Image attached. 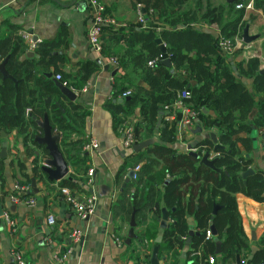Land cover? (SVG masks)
<instances>
[{
	"label": "trees",
	"instance_id": "16d2710c",
	"mask_svg": "<svg viewBox=\"0 0 264 264\" xmlns=\"http://www.w3.org/2000/svg\"><path fill=\"white\" fill-rule=\"evenodd\" d=\"M149 1H144L145 6ZM158 1L159 7L153 16L157 17L162 29L159 32L145 29L130 31L122 55L112 56L117 59L118 66L129 64L137 70L142 82L134 83L126 78L114 79L113 98L131 89L130 96L121 103L109 102L114 127L119 130L126 118L131 117L136 120L135 132L139 140L153 136L158 140L129 158L128 162H135V165L142 160L146 162L122 190L120 199L113 208H119L120 200L127 201L130 220L133 207L143 210L148 206V224L150 222L155 225L157 220L153 217L154 213H159L162 207L168 210V220L171 221L167 228L161 229L159 253L166 250L172 257L179 259L183 252L185 260L190 264H207L209 255L215 261L219 259L222 262H235L238 255L241 260L246 259L248 264H260L264 262V233L259 239L258 248L248 258L251 250L243 229L236 194L241 193L256 202L264 203V183L261 182L264 171L256 169L252 175L245 178L241 176V172L250 166L251 160L241 154L238 145L249 150L251 142L248 137L237 135L248 132L251 125L264 128V72H260L257 58L237 63L234 72L230 62L218 48V38L203 30L204 25L215 23L219 26L222 37L240 36L245 25L244 9H236L235 5H245L248 0H225L219 4H212L210 0ZM137 5V2H133L137 15L148 22V9L142 13ZM253 6L264 15V0H253ZM158 37L166 47L164 54L155 42ZM15 39L13 43L10 42V37L0 39V61L7 58L5 68L8 73L16 79H22L15 85L11 79L3 78L0 72V135L1 130H15L22 137V144L28 155L35 156L36 149L45 154L43 146L34 140V135L41 130L32 116L43 118L46 112L53 133L59 135L58 146L67 162L80 161L87 171L88 156L83 150L86 141L83 106L66 98L64 100L52 77L37 75L38 65L42 69H48L51 63L56 64L60 59L58 55H48L59 47L62 40L58 37L51 41L37 42L34 51L39 58L33 64L18 61V53L28 46L20 36ZM101 55H104L103 50ZM160 56H169L174 72L171 67L161 63ZM216 59V65L211 69L209 65ZM150 61H153L152 65L149 64ZM97 69L96 63H86L75 82H71L69 75L57 66L52 73H59L62 84L78 91ZM241 78L252 79L253 92ZM184 89L190 91V97L186 100L199 110V122L205 130L214 128L216 122L222 126L218 142L223 148L216 150L217 170L199 161L204 152L214 147L210 138L197 140L196 155H193L174 147L176 129L173 124H169L161 116V122L157 125L163 106L170 104L176 93ZM255 93L260 94L259 99L255 98ZM49 96L58 101L61 107L54 102L46 103ZM208 108H212L218 116L206 112ZM37 158H34L31 172L42 180L45 174L39 169ZM17 164L21 169L24 168L22 162ZM3 169L0 159V180ZM26 179L28 183V178ZM58 183L70 190L75 186L67 178L60 179ZM158 187L160 190L157 198ZM130 189L133 191L130 192ZM215 204L219 207L213 212ZM190 218L193 219L192 228L196 233L191 235L189 244H186V239L183 240L182 237L189 236ZM145 220L146 218L142 220L141 225L145 224ZM210 225H213L216 233L212 238L205 239V230ZM139 236L142 241L154 238V235L149 232L146 234L143 230L138 233ZM214 237L221 242L218 254L215 252ZM199 248L202 251L200 258L192 255Z\"/></svg>",
	"mask_w": 264,
	"mask_h": 264
},
{
	"label": "crops",
	"instance_id": "0c3cea01",
	"mask_svg": "<svg viewBox=\"0 0 264 264\" xmlns=\"http://www.w3.org/2000/svg\"><path fill=\"white\" fill-rule=\"evenodd\" d=\"M99 1L104 8L103 14L111 20L101 28L100 43L104 55H101V52L96 53L87 39L86 34L92 12L88 0H0V39L10 37V42L13 43L15 38L20 36V31L25 30L36 37L38 42L51 41L58 37L62 40L59 47L48 55V57L58 55L60 59L56 61V64L51 63L48 69H42V66L38 65V76L52 72L57 66L63 73L69 75L68 79L71 82H75L79 71L84 68L86 63L98 65V69L91 73L87 83L82 86V88L86 86V90L76 96L75 102L80 103L85 110L84 136H92L99 145L98 150L86 153L88 167L95 170L91 184L86 183V167L80 161L74 160L68 163L69 172L65 178L69 176L75 185L71 190L72 193L80 200H84L90 195L96 197L94 213L86 220H79L73 215L71 207L63 201L62 197L58 196V187H60L58 181L50 182L46 179V175L42 180L38 176H33L31 171L34 158L37 156L26 153L22 137L15 130L10 132L1 130L4 132L5 138L0 139V146L2 141L7 142V156L2 159L4 169L0 180V208L14 221V225L9 226L0 216V264H15L12 256L13 250L20 252L29 264H132L141 259L148 261L155 245L154 240L158 235H161L158 221L161 217V209L159 213L156 212L153 215L157 220V225H155L150 222L148 224V213L150 212L148 206L143 210L135 208L136 227L134 233L136 237L131 239L130 244L125 243L129 229L128 211L130 207L127 201L123 200H120L119 208H113V205L120 199L122 190L133 178L132 176L122 187L127 172L134 171L137 165L140 167L146 160H142L136 165L135 162H128L131 155L137 152L122 147L120 129L117 130L114 127L109 107V102L121 103L117 101L120 99L119 95L117 98L112 97L114 79L126 78L134 83H142L137 70L129 64L115 65L110 59L113 58L112 56L122 55L130 31L145 29L159 32L162 29L157 17L153 16L154 11L159 7V1L150 0L146 6L145 0H139V2L137 0ZM210 1L212 4H219L225 0ZM133 2L138 3L142 13L148 9V22L137 15ZM243 21L245 25L248 24L249 34H259V37L250 43L240 40L242 39L241 33L240 36L234 38L227 37L234 41V50L231 54L219 50L230 62V65L235 67V70L237 63L247 62L250 58L259 60L260 70L264 68V15L260 9L256 8L244 10ZM203 30L212 33L218 39L222 37L219 26L215 23L204 25ZM27 51H29L28 48L18 53V61L35 64L39 55L34 50V56L20 60V57ZM217 60L209 65L211 69L214 68ZM171 70L174 72L172 62ZM53 78L55 79V74L52 73ZM241 81L253 92L251 78H241ZM254 96L256 99L260 98V94L255 93ZM61 97L65 100L64 96L61 95ZM47 98H50V102L56 103L53 97ZM125 99L127 97L123 98V100ZM205 111L212 116H218L212 108ZM164 115L163 112V118ZM135 123L136 120L133 123L134 130ZM216 123L219 125L215 124L214 128L205 130L201 126V122H198L187 139L191 143L204 138L208 132L215 131L218 140L219 130L222 126L219 122ZM197 126L201 127L202 132L194 134L193 130ZM237 136L250 139L249 150H246L241 144L238 145L241 154L251 160L248 168L255 167L264 171L262 128L251 125L248 132H240ZM152 138L158 142L155 136ZM173 144L179 151H185L184 145L177 139ZM18 162L24 164L23 169L18 166ZM26 178H28V183H26ZM32 178L36 182L35 187L31 186ZM16 182L29 186L25 196L35 199L33 206L11 203L14 207L10 208L6 205ZM159 190L158 187L156 189L157 198ZM132 191L133 189H130V192ZM236 200L243 229L248 238L251 256L258 248L259 239L264 233V203L256 202L241 193L236 194ZM49 214L56 216V222L53 225L47 223ZM145 218V224L141 225ZM189 224L193 227V219H189ZM76 227L82 229L84 237L78 245L74 246L70 241V231ZM209 229L212 231L213 225H210ZM141 230L146 234L149 232L154 235L153 240L142 241L140 236L138 237ZM116 237L122 239L121 244L117 242ZM148 245L150 249H148ZM65 253L66 259L59 262L58 257ZM182 253L179 259H176L163 250L158 252V257L164 258L162 264H190L185 260L184 254L182 256ZM215 264L248 263L246 259L241 260L239 257V263L236 260L235 262H222L217 259Z\"/></svg>",
	"mask_w": 264,
	"mask_h": 264
},
{
	"label": "built area",
	"instance_id": "2783aa9c",
	"mask_svg": "<svg viewBox=\"0 0 264 264\" xmlns=\"http://www.w3.org/2000/svg\"><path fill=\"white\" fill-rule=\"evenodd\" d=\"M89 4L92 8L91 12V21L89 24V27L87 29V39L92 47V49L96 52L99 53L102 50V46L100 43V33H101V28L105 23L111 22L109 18H107L103 14V6L100 4L99 0H88ZM138 7V6H137ZM236 9H241L243 8L244 10H251L254 8L253 6V0H248L247 3L244 5L242 3H237L235 5ZM139 9V7H138ZM20 37L27 43V48L29 51H33L36 43L38 41H34L33 36L31 33L22 30L19 33ZM242 40V39H240ZM235 38V42H236ZM229 38L225 37H220L218 39V48L223 52L227 54H231L232 51L234 50L235 44L233 43ZM162 56V55H161ZM160 60L164 58H169L167 57H161ZM157 60V59H156ZM110 61L117 65L118 61L115 57L111 58ZM153 61H150L149 64L152 65ZM61 75L55 74V79L60 80ZM72 92L78 96L81 92H84L86 90V86L81 88L80 91L72 89ZM131 94V89H127L119 94V97L121 99L125 97H129ZM190 97V91L187 89L180 90L176 93V96L174 100L170 104H166L163 106V112L165 113L164 115V120L168 122L169 124H173L175 129H176V139L179 141V143H182L184 145L185 151L188 152V145L190 144V141L188 136L190 135V132L192 133V129L194 126L199 122V115L200 112L199 110L195 109L190 103L187 102L186 99ZM135 122V119L133 121V118H128L123 125L120 128V134H121V145L124 149L130 150L132 149V144L139 141L137 134L134 130L133 123ZM262 137H263V142L262 146L264 148V128H262ZM85 138V144L83 146V150L86 153H92L96 150H98L99 145L98 142L95 138L92 136H84ZM193 152H196V147L192 149ZM210 154L209 158H215L218 156V152L215 151L214 149H211L208 151ZM139 168V165H137L134 168V174L133 178H135V171H137ZM95 175V170L94 168L90 167L86 171V183L91 184L93 181ZM28 185L22 184L20 182H16L14 184V188L9 194L8 200L13 203V204H18V205H27L29 207L33 206L35 204V199L33 197H26L25 194L28 190ZM58 196L62 197L63 201H65L72 210L73 215L79 219V220H86L89 218L95 210V204H96V197L94 195L88 196L84 200L78 199L72 191L66 187V186H60L58 187ZM2 217L4 221L9 225L13 226L14 221L9 217L7 213H3ZM171 220H167L169 223ZM56 222V216L53 214H49L47 216V223L49 225H53ZM214 235L212 231L208 228L205 230V239H210ZM84 237V233L82 229L76 227L70 231V239L72 245L76 246L78 245L81 240ZM187 237L184 236L182 237L183 240H185ZM116 240L118 243H122V239L117 238ZM70 251V250H69ZM193 256H197L200 258L202 256V251L201 249H197L196 251L193 252ZM12 256L14 259L15 264H29L21 255L20 252L13 250L12 251ZM66 253L62 254L60 257H58L59 262H63V260L66 259ZM207 264H213L215 262V258L212 255H209L206 259ZM63 264V263H61ZM132 264H149L147 260L141 259L138 261H134ZM202 264V263H199Z\"/></svg>",
	"mask_w": 264,
	"mask_h": 264
},
{
	"label": "water",
	"instance_id": "95a60500",
	"mask_svg": "<svg viewBox=\"0 0 264 264\" xmlns=\"http://www.w3.org/2000/svg\"><path fill=\"white\" fill-rule=\"evenodd\" d=\"M230 1V0H228ZM241 37H242V41L244 43H250L251 41L255 40L256 38L259 37V34H249L248 31V24H246L241 32ZM34 41H37L36 37H33ZM155 42L157 43L158 48L160 49L161 53H165L166 52V47L164 45V43L162 42L161 38L158 37L155 39ZM34 56V52L33 51H27L24 55H22L20 57V60L26 58V57H32ZM7 58H5L4 60H2L0 62V72L2 74L3 78H8L11 79L15 85L17 83H19L20 81H22V79H16L14 78L10 73H8V71L5 68V63H6ZM161 63L165 64L168 67H171V59L170 58H164L161 60ZM233 70L235 71V67L232 66ZM173 71V70H171ZM260 72H264V68L260 69ZM45 75L47 77H52V72H48L45 73ZM54 84L55 86L58 88L59 93L64 96L67 100L69 101H75L76 100V95L72 92V90L67 87L66 85L62 84L60 81L56 80L53 78ZM50 98H47L45 100L46 103L50 102ZM118 102H122L123 99H118ZM56 104L61 107L60 103L56 101ZM163 115V112L160 111L159 112V116L157 119V125L160 124L161 121V116ZM32 120L35 121V123L37 124V126L40 128L41 133L35 134L34 135V140L37 142L38 145L43 146L44 150L46 151L45 154H42L40 149H36L35 151V155L38 157V167L39 169L46 175V179L50 182L53 181H59L62 178H65V176H67L68 172H69V168H68V162L65 159L63 153L61 152L59 146H58V140H59V135L57 133H53L52 131V127L49 123V119H48V114L45 112L44 116L42 119L36 118L35 116H32ZM219 124L216 123V126H218ZM202 129L201 127L197 126L194 130L193 133H201ZM1 138H5V134L4 132H1L0 135ZM204 137L210 138L214 144L213 149L216 151L218 149L223 148V146L218 142L217 138H216V132L215 131H210L208 132V134H205ZM155 140L153 138H147L144 140H140L137 141L135 143L132 144V150L134 152H138L152 144H154ZM198 141H193L188 145V153L189 154H193L196 155L195 152L192 151V149L197 145ZM7 156V142L4 140L1 143L0 146V159H3ZM210 154L209 152H204L200 158L199 161L200 163L217 170V168L215 167V162L217 160V158H209ZM256 172V168L255 167H250L247 170L241 172V176L243 178H245L248 175H252ZM134 174L133 170H129L127 172L126 178L124 180V183L122 184V187L125 186V184L132 178ZM67 179H71L69 176L67 177ZM262 183H264V178L261 180ZM31 186L35 187L36 186V182L34 180V178L31 179ZM6 205L10 208H13L14 205L11 204L10 201L6 202ZM218 204L214 205V209L213 212H215V210L218 208ZM135 212L136 209L133 208L132 212H131V216H130V220H129V229H128V233H127V237L125 240L126 244H130L131 239L136 237V234L134 233V228L136 227V221H135ZM168 210H166L165 208L161 209V217L158 219L159 221V226L161 229L163 228H167L169 225L167 223L169 214H168ZM3 211L0 208V216H2ZM155 217V216H153ZM213 235L216 233L215 229H212ZM194 233H196V231H194V229L191 227L189 229L188 232V237L186 238V244H189L190 241V237L191 235H193ZM162 236L158 235L154 242L155 245L152 248L151 254L148 258L149 264H162L164 258H159L158 257V244L161 241ZM214 240L216 242V253L220 252V240H218L217 237H214ZM71 241V240H70ZM183 256V253H182ZM249 258H251V256H249ZM236 262L239 263V256H236ZM260 264H264V262L260 263Z\"/></svg>",
	"mask_w": 264,
	"mask_h": 264
},
{
	"label": "rangeland",
	"instance_id": "374dc122",
	"mask_svg": "<svg viewBox=\"0 0 264 264\" xmlns=\"http://www.w3.org/2000/svg\"><path fill=\"white\" fill-rule=\"evenodd\" d=\"M139 7V5H137Z\"/></svg>",
	"mask_w": 264,
	"mask_h": 264
}]
</instances>
